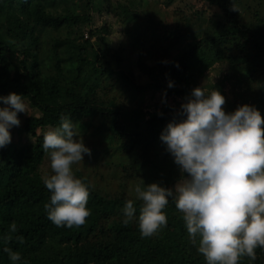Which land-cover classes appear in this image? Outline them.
<instances>
[{
	"label": "trees",
	"instance_id": "16d2710c",
	"mask_svg": "<svg viewBox=\"0 0 264 264\" xmlns=\"http://www.w3.org/2000/svg\"><path fill=\"white\" fill-rule=\"evenodd\" d=\"M205 1L220 12L204 19L202 11L164 10L159 0H139L137 8L124 0H0V97L20 94L39 111L19 126L33 143L11 139L0 148V264H14L5 248L20 253L15 264H207L171 197L163 210L167 225L142 237L134 191L142 180L174 190L182 178L161 134L170 121L186 118L181 105L194 88L205 89L200 77L217 62H227L226 77L238 82L232 112L247 104L264 117V16L244 21L241 0ZM115 6L126 29L112 46L110 27L93 25V12ZM214 86L222 91L223 82ZM149 91L159 92L151 111L143 108ZM61 115L91 150L73 165L89 186L91 215L73 228L54 225L44 207L51 193L43 177L52 173L43 134L59 126ZM115 154L118 162L97 160ZM130 199L137 213L125 225ZM263 263L264 248L255 260L239 261Z\"/></svg>",
	"mask_w": 264,
	"mask_h": 264
},
{
	"label": "clouds",
	"instance_id": "9594fccd",
	"mask_svg": "<svg viewBox=\"0 0 264 264\" xmlns=\"http://www.w3.org/2000/svg\"><path fill=\"white\" fill-rule=\"evenodd\" d=\"M171 86V84L169 85ZM0 148L11 142L9 129L18 126V113L28 112L22 96L0 97ZM225 97L216 89L192 90L181 105L186 118L170 121L161 140L180 166L182 178L174 190L158 183L134 188L140 201L138 227L142 237L155 235L167 225L163 211L171 197L191 241L199 238L198 252L207 264H239L243 257L256 259L264 248V117L254 106L244 104L225 112ZM73 121L60 116L59 126L43 134V149L50 155L51 175L43 183L51 193L45 204L47 217L57 227H80L91 215L87 208L89 186L73 172L91 150L79 137ZM187 173V177H183ZM133 200L126 201L123 223L136 218ZM11 232L17 231L13 222ZM8 239H11L9 236ZM23 242V237H17ZM9 259L20 253L5 248Z\"/></svg>",
	"mask_w": 264,
	"mask_h": 264
},
{
	"label": "rangeland",
	"instance_id": "374dc122",
	"mask_svg": "<svg viewBox=\"0 0 264 264\" xmlns=\"http://www.w3.org/2000/svg\"><path fill=\"white\" fill-rule=\"evenodd\" d=\"M120 1V0H119ZM123 1V0H121ZM126 3L130 4L133 2V6L135 8L138 7L139 0H124ZM161 8L164 10H172L175 7L182 8L185 11L188 12H195V11H202L203 15L202 18H208L209 16L212 17L215 13L220 12V8L216 5H209V3L205 0H173L171 3L168 0H159ZM117 3V0H112L111 4ZM237 8L240 14V17L244 21H251L256 19V16L259 14L261 16H264V0H241L237 4ZM206 22V21H205ZM93 25L100 27L103 25H107L110 27V32L108 33L109 40L112 44V46H116L121 38L123 37L125 33V26L126 23H124L122 14L120 12V8L111 7L107 8L104 7L101 11L94 10L93 12ZM94 39V38H93ZM230 70V66L225 61L217 62L215 65L210 67L201 77V83L204 84L205 89H207L209 92L212 89L217 88L214 86V84L219 85L220 82H223V88L222 91H219L226 99V103L223 105V108L225 112L232 113V106L231 101L234 97V87L238 85V82L236 79H228L226 77L227 73ZM137 72V79L140 82H145V77L142 76L140 70L136 68ZM159 92L153 93L149 91V93L146 95V99L143 103V108L151 111L154 110L159 102ZM152 94V95H151ZM152 96H154L152 98ZM150 98V99H149ZM26 105L28 106V112H20L18 113L19 118V125L18 126H12L9 131L11 133V139L15 141V144L22 146L27 145L34 142V137L27 133H21L19 132V126L23 124L25 117L28 114H39V111L35 109L31 104L27 101H24ZM151 102V104H150ZM132 106H136V104H131ZM5 106V105H3ZM2 106V107H3ZM26 115V116H25ZM49 129H53L50 127ZM49 129H46L48 131ZM39 131V130H38ZM102 162L106 161H112L113 163L118 162L119 158L115 155H99V158L97 159ZM46 165H44L45 167ZM45 170V169H44ZM187 177V175L183 176ZM179 182V180L176 182V184ZM175 188V185H174ZM264 264V263H263Z\"/></svg>",
	"mask_w": 264,
	"mask_h": 264
}]
</instances>
